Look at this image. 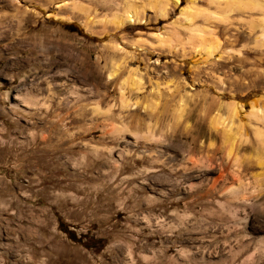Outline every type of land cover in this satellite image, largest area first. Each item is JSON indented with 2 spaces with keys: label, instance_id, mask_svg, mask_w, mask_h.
Here are the masks:
<instances>
[{
  "label": "rangeland",
  "instance_id": "374dc122",
  "mask_svg": "<svg viewBox=\"0 0 264 264\" xmlns=\"http://www.w3.org/2000/svg\"><path fill=\"white\" fill-rule=\"evenodd\" d=\"M196 9L0 0V264H264L261 32Z\"/></svg>",
  "mask_w": 264,
  "mask_h": 264
},
{
  "label": "bare ground",
  "instance_id": "6f19581e",
  "mask_svg": "<svg viewBox=\"0 0 264 264\" xmlns=\"http://www.w3.org/2000/svg\"><path fill=\"white\" fill-rule=\"evenodd\" d=\"M177 3H178L177 1L174 2V4H176V5H177ZM210 4L215 7L214 13H211V12L207 13L208 11L203 13L202 10L200 11V10L196 9V10H192L190 12L188 10L186 15L189 17L192 15L193 18L197 17V16L198 17L203 16L207 20L225 23L227 28L229 29L233 26L234 21H238V22L246 21L248 23L247 18H251V14L254 13V16L251 18V20L249 21V24H248L251 27L250 32L254 31L255 28L258 29L261 32V34H260V36H258L256 38V41H257V43H259V45H264V0H210ZM235 13L239 16L237 19H233V20L228 19V17H227L228 15L235 14ZM189 17H188V19H189L188 22L190 23V25L189 24L188 25L192 27V22H191L192 18L191 17L189 18ZM124 18L126 19V22H128V23H132V22L138 20L137 14H131V15H128ZM119 23H123V21H120ZM193 31L195 33H200L197 35V37L205 40L206 45L204 46L203 49H205V54L207 57H209L210 55L212 56L216 52H219V50L221 49L220 48L221 43L217 38H214L211 36L205 37L207 30L204 31V29L203 30L194 29ZM229 37H230V41L234 44V42L239 40L240 35L239 36L230 35ZM233 44H231V45H233ZM218 54H220V52ZM230 61H231V59H230ZM134 83H135V81H134ZM261 98L263 100L264 97L253 99V101L251 100V103L249 104L250 112H248V114L250 116H252L254 119H256L257 121H260L264 125V111L258 103V101ZM121 102H122V104H124L125 107L130 106V104H128L129 101L127 102V100L126 101L122 100ZM239 110H241L240 104H238L236 102H232V104L229 107V113L231 115L230 117L236 116L239 113ZM254 131H255L256 139L262 143L264 141V129L263 128L260 129L257 127V128H254ZM224 134H226L227 139L231 137L229 132H225ZM226 138H224V139H226ZM240 139H242L243 141L246 140V138L243 135L240 136ZM225 145H226V143H225Z\"/></svg>",
  "mask_w": 264,
  "mask_h": 264
}]
</instances>
